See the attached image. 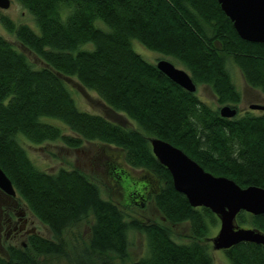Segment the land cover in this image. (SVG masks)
<instances>
[{"label": "trees", "instance_id": "obj_1", "mask_svg": "<svg viewBox=\"0 0 264 264\" xmlns=\"http://www.w3.org/2000/svg\"><path fill=\"white\" fill-rule=\"evenodd\" d=\"M18 1L31 13L33 24L16 23L2 13L0 22L45 65L34 67L0 33V167L16 194L59 239L33 232L28 247L6 245L0 264H41L31 250L65 254L63 229L89 212V248L99 254V264H116L107 252L127 255L129 227L142 230L145 239L144 252L132 264H214L210 244L201 239L210 235L218 216L206 206H192L175 190L149 138L170 141L206 170L241 186H264V110L221 116L219 107L173 82L132 42L174 57L196 83L210 86L220 104L233 106L241 92L228 60L250 86L264 92V43L241 38L217 0ZM62 75L77 76L136 125L81 109ZM19 138L32 143L59 139L70 146L85 139L115 146L118 159L112 162L122 161L115 166L118 177L128 174L127 165L152 172L155 182L148 178L143 184L157 208L172 223L187 221L191 238L177 241L168 226L126 219L121 205L103 197L98 184L81 170L38 167ZM235 223L264 232L262 213L240 210ZM223 251L231 264H264L261 243L240 241Z\"/></svg>", "mask_w": 264, "mask_h": 264}, {"label": "rangeland", "instance_id": "obj_2", "mask_svg": "<svg viewBox=\"0 0 264 264\" xmlns=\"http://www.w3.org/2000/svg\"><path fill=\"white\" fill-rule=\"evenodd\" d=\"M0 13L8 15L16 23L25 22L30 25L33 24L31 13L18 0H10V4L7 8L0 7ZM97 22L99 25L101 24L107 27L102 20H97ZM32 27L38 28L36 23H34ZM0 33L11 41L18 50L22 51L34 67L45 65L44 60L37 53L20 43L16 35L9 32L1 22ZM132 45L136 51L149 61L156 63L159 58H167L176 66L185 68L184 65L174 57L169 55L166 56L149 49L136 39L133 40ZM227 65L234 83L241 92V99L235 104L236 107L239 108V111L244 110L254 113L262 111L261 109L250 108L249 105L252 103L264 104V92L256 87L250 86L245 81L238 66L232 61L228 60ZM62 78L66 81L76 104L81 109L101 113L129 127H134L136 125L125 113L107 105L94 90L85 86L77 76L62 75ZM196 93L201 99L214 107L222 105L217 101L216 96L208 84L197 83ZM244 111L238 114L241 115ZM19 141L25 147L33 162L46 171H55L61 166L81 170L90 180L98 184L103 197L112 199L121 205L126 219L136 218L140 221H155L164 226H168L172 236L177 241H186L191 238V230L188 222L172 223L166 220L157 208L151 192L148 191L145 198L141 199L143 201L141 205L134 200L130 193L143 187V182L148 178L151 183H154L156 176L144 168L127 165L123 168L128 174H126L125 177H118L115 172V166L122 165V161L119 159L120 163H118V165L112 162L118 159L119 152L115 146L100 141H89L85 139L79 146L67 145L59 139L46 140L40 143H32L24 138H19ZM120 178L122 180L118 182ZM1 191L0 194H2ZM5 201L12 203L16 209L24 210L27 222L25 228L17 230V232L13 231L8 234L7 229L0 231V253L5 251V246L8 244H15L17 246L25 244V247H28L26 229H34L36 233L53 240L59 239L48 225L40 221L31 212L20 195H9L8 198L4 196L1 197L0 206H2ZM91 222L92 213L89 212L87 215L82 216L63 229L61 238L64 242L65 254H37L33 250H31V253L41 264H99V254L96 251H90L89 248ZM22 223V220H18L19 225ZM218 229L219 221L210 235L201 240L210 244V251L214 264H231L223 249L215 248L212 244V236L217 233ZM127 236L128 247L125 257H119L113 252L106 253L116 264H132V262L145 250V239L142 230L129 227Z\"/></svg>", "mask_w": 264, "mask_h": 264}, {"label": "water", "instance_id": "obj_3", "mask_svg": "<svg viewBox=\"0 0 264 264\" xmlns=\"http://www.w3.org/2000/svg\"><path fill=\"white\" fill-rule=\"evenodd\" d=\"M217 1L241 38L264 43V0ZM9 4L10 0H0L1 8H7ZM155 64L176 84L189 91L196 90L197 83L185 68L176 66L167 58H159ZM249 107L264 109V104L252 103ZM236 112L237 108L230 104L219 106L221 116L231 117ZM149 141L157 160L170 172L175 190L183 193L192 206H206L218 216L219 229L212 236L215 248L225 249L240 241L264 245L263 231L235 223L236 214L240 210L264 214V186H241L229 176L206 170L182 148L168 140L151 136ZM0 189L8 195H16L11 179L1 167Z\"/></svg>", "mask_w": 264, "mask_h": 264}, {"label": "flooded vegetation", "instance_id": "obj_4", "mask_svg": "<svg viewBox=\"0 0 264 264\" xmlns=\"http://www.w3.org/2000/svg\"><path fill=\"white\" fill-rule=\"evenodd\" d=\"M236 107V105H235ZM251 108V107H250ZM263 110V109H261ZM244 111V110H243ZM243 111H239V108L237 107V114L241 113ZM245 112H251V111H244ZM239 115V114H238ZM146 185H143V187H140L139 189L134 190L131 192V195L133 196L134 200L138 203L141 202V199L146 196L147 189ZM1 191V190H0ZM3 191V190H2ZM0 194L1 197L8 198L9 195L5 193L4 191ZM18 220H22L23 223L21 225L18 224ZM27 222V217H25V211L22 209H16L15 206L12 203H9L8 201L0 206V231L3 229H7L8 234L11 232H17V230H21L25 228V224ZM27 238L28 236L35 232L34 229L29 230L26 229ZM36 233V232H35ZM25 246V244H23Z\"/></svg>", "mask_w": 264, "mask_h": 264}, {"label": "bare ground", "instance_id": "obj_5", "mask_svg": "<svg viewBox=\"0 0 264 264\" xmlns=\"http://www.w3.org/2000/svg\"><path fill=\"white\" fill-rule=\"evenodd\" d=\"M195 91H196V90H195ZM255 109H257V108H255ZM235 115H237V112H236V114H235ZM235 115H234V116H235ZM231 117H232V116H231Z\"/></svg>", "mask_w": 264, "mask_h": 264}]
</instances>
